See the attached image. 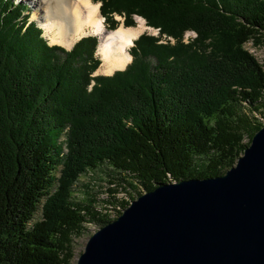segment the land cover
Masks as SVG:
<instances>
[{
  "label": "trees",
  "instance_id": "1",
  "mask_svg": "<svg viewBox=\"0 0 264 264\" xmlns=\"http://www.w3.org/2000/svg\"><path fill=\"white\" fill-rule=\"evenodd\" d=\"M121 10L158 35L89 93L96 38L49 47L23 4L0 0V264H72L85 225L133 200L115 196L122 183L138 196L221 175L264 123V70L242 49L264 46V0H105L101 12ZM103 164L118 183L98 211L71 194Z\"/></svg>",
  "mask_w": 264,
  "mask_h": 264
},
{
  "label": "water",
  "instance_id": "2",
  "mask_svg": "<svg viewBox=\"0 0 264 264\" xmlns=\"http://www.w3.org/2000/svg\"><path fill=\"white\" fill-rule=\"evenodd\" d=\"M76 264H264V123L223 174L131 200Z\"/></svg>",
  "mask_w": 264,
  "mask_h": 264
},
{
  "label": "clouds",
  "instance_id": "3",
  "mask_svg": "<svg viewBox=\"0 0 264 264\" xmlns=\"http://www.w3.org/2000/svg\"><path fill=\"white\" fill-rule=\"evenodd\" d=\"M104 2L105 0H79L80 5L87 10V18L92 24L90 35L97 40L92 58L98 61V64L90 73L92 82L86 86V91L89 93L96 86V77L111 78L116 72H124L127 69L134 59L131 49L135 47V41L139 39L140 35L146 33L155 35L159 32L158 27L149 26L146 18L139 15L138 12L131 14L133 23L127 25L125 20L128 19L129 14L123 10L102 13ZM38 27L41 26L38 25ZM193 36H195L194 32ZM41 38L49 47L53 45L64 47L58 38L46 36L42 27ZM65 51L71 52L72 47H65Z\"/></svg>",
  "mask_w": 264,
  "mask_h": 264
},
{
  "label": "rangeland",
  "instance_id": "4",
  "mask_svg": "<svg viewBox=\"0 0 264 264\" xmlns=\"http://www.w3.org/2000/svg\"><path fill=\"white\" fill-rule=\"evenodd\" d=\"M14 1L23 4L28 9L29 19L42 27L40 18L43 12H41L42 10L39 4L33 2V0H14ZM193 32L195 33V36H193ZM44 33L46 36L51 37L49 33L45 32V30ZM87 35L90 34L85 33L82 36H87ZM157 35L158 33L155 34V36ZM196 35L197 34L194 30H186L182 34L183 37L182 41L184 43L185 41H187V43L191 42V40L197 37ZM168 39H170L171 42H174L173 38H168ZM73 43L70 46H72ZM242 49L246 51L249 55H251L264 70V46L262 45L255 46L252 44L251 41H248L242 45ZM117 177L118 175L106 164L99 166L94 171L87 170L85 173L81 174L74 183L72 187L73 190L71 196L77 201L92 203L96 207V210L98 211L103 210V208L107 206L106 200L110 199V197L113 196V192H112L113 190L110 189L116 188L115 184L118 183ZM133 183L135 184V182ZM122 185L126 187V191L119 192L115 196L117 198L129 200V196L131 195L133 199H136L137 197L136 191L125 185V183H122ZM36 217L38 219L40 217V214H36ZM99 227L101 226L97 224H86L81 235L79 237L74 238V257L72 260V264H76L77 258L79 254L84 250V246L88 238Z\"/></svg>",
  "mask_w": 264,
  "mask_h": 264
},
{
  "label": "bare ground",
  "instance_id": "5",
  "mask_svg": "<svg viewBox=\"0 0 264 264\" xmlns=\"http://www.w3.org/2000/svg\"><path fill=\"white\" fill-rule=\"evenodd\" d=\"M41 6L40 21L46 33L56 37L66 47L85 33H91L92 24L87 10L79 0H33Z\"/></svg>",
  "mask_w": 264,
  "mask_h": 264
}]
</instances>
